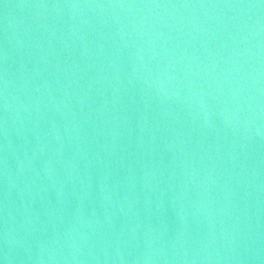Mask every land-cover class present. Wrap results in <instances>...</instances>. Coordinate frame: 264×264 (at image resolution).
Instances as JSON below:
<instances>
[{
	"label": "water",
	"instance_id": "95a60500",
	"mask_svg": "<svg viewBox=\"0 0 264 264\" xmlns=\"http://www.w3.org/2000/svg\"><path fill=\"white\" fill-rule=\"evenodd\" d=\"M0 264H264V0H0Z\"/></svg>",
	"mask_w": 264,
	"mask_h": 264
}]
</instances>
